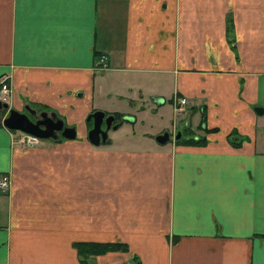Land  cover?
Returning <instances> with one entry per match:
<instances>
[{"label":"crops","instance_id":"obj_1","mask_svg":"<svg viewBox=\"0 0 264 264\" xmlns=\"http://www.w3.org/2000/svg\"><path fill=\"white\" fill-rule=\"evenodd\" d=\"M0 75L9 106L76 130L19 145L0 124V264H80L76 241L125 244L89 264H264V0H0ZM145 92L185 97L154 119L180 140L87 139L88 112L136 123Z\"/></svg>","mask_w":264,"mask_h":264},{"label":"water","instance_id":"obj_2","mask_svg":"<svg viewBox=\"0 0 264 264\" xmlns=\"http://www.w3.org/2000/svg\"><path fill=\"white\" fill-rule=\"evenodd\" d=\"M160 102V98H154ZM256 113L262 112L260 106H254ZM0 124L8 130H18L38 138L57 139L58 136L70 139L75 137V126L73 124H64L54 110L37 109L25 103L22 109H16L9 106L5 101L0 100ZM91 119V125L86 129L87 139L93 143L103 142L107 136V129L114 127L112 124L114 116L112 114H104L100 109H94L85 116V121ZM103 123V127H101ZM179 131H176L174 138H177ZM168 138L167 131H162L155 135L157 142H164Z\"/></svg>","mask_w":264,"mask_h":264},{"label":"rangeland","instance_id":"obj_3","mask_svg":"<svg viewBox=\"0 0 264 264\" xmlns=\"http://www.w3.org/2000/svg\"><path fill=\"white\" fill-rule=\"evenodd\" d=\"M148 92H145L142 94V100H140L135 106L140 107L143 106L140 113H137L138 121L131 122L126 120H120L121 123L115 127V128H108V138L110 137L112 141H119V142H125L127 139H133L132 145H137L139 148H144L147 146L146 142H150V139H146L145 137H152L154 138L156 134L154 133V127L158 125V121H161L160 124H173V121L175 117L173 116L174 113H172V104L173 101L169 102V100L166 98L161 104L153 103L151 100H149ZM148 105L154 106L153 112L150 111L148 108H146ZM162 111H166V114H162ZM2 114V111H0V115ZM142 119V121L140 120ZM117 119V118H115ZM157 119V120H154ZM171 120V121H170ZM74 125V124H73ZM75 126V125H74ZM88 124L86 125V127ZM166 131L167 128H164ZM182 130L185 128L182 127ZM264 131V126L258 127L256 130L257 137L256 141L257 143L263 147L264 146V139L261 138V132ZM162 132V131H161ZM170 133V131L168 130ZM160 133V132H159ZM130 134H133L135 136H131ZM141 134H144L145 137H143ZM172 134V133H171ZM184 136V133L181 134V137ZM63 139V138H61Z\"/></svg>","mask_w":264,"mask_h":264},{"label":"trees","instance_id":"obj_4","mask_svg":"<svg viewBox=\"0 0 264 264\" xmlns=\"http://www.w3.org/2000/svg\"><path fill=\"white\" fill-rule=\"evenodd\" d=\"M227 30H230L231 28V18L228 17L226 19V27ZM111 114L114 115L116 122L119 124L122 120L121 113L114 111L111 112ZM203 118V114H200ZM117 124V125H118ZM204 130H211V128L206 129L204 127H200ZM182 131V130H181ZM176 140H180V137L177 138ZM182 141H185L190 144H201L203 143L204 137H197V138H188V139H182ZM73 246L76 250V254L78 256L80 264H89L86 260L87 256L91 254H96V253H102L107 250H125L126 246L123 243H118V242H100V241H76L73 242Z\"/></svg>","mask_w":264,"mask_h":264},{"label":"built area","instance_id":"obj_5","mask_svg":"<svg viewBox=\"0 0 264 264\" xmlns=\"http://www.w3.org/2000/svg\"><path fill=\"white\" fill-rule=\"evenodd\" d=\"M99 67L105 68L106 66V57L104 54H99ZM7 76L0 75V99L6 100L7 95L9 93V84L6 80ZM179 102H183V98L179 99ZM15 141L19 143V145H32L38 142V138L28 133L18 132L14 137ZM10 177L7 172H0V191H6L9 187Z\"/></svg>","mask_w":264,"mask_h":264},{"label":"bare ground","instance_id":"obj_6","mask_svg":"<svg viewBox=\"0 0 264 264\" xmlns=\"http://www.w3.org/2000/svg\"><path fill=\"white\" fill-rule=\"evenodd\" d=\"M180 98H183V102L182 103L179 102ZM184 103H185V97L184 96H174L173 97V110L177 112L181 108V106L184 105ZM176 131H179V135L177 137V138H179L181 136V129H178ZM176 131L173 132L172 134L170 132V137H172L173 139H177V138H174V135H175ZM167 133H168V138H169V132L167 131Z\"/></svg>","mask_w":264,"mask_h":264},{"label":"flooded vegetation","instance_id":"obj_7","mask_svg":"<svg viewBox=\"0 0 264 264\" xmlns=\"http://www.w3.org/2000/svg\"><path fill=\"white\" fill-rule=\"evenodd\" d=\"M113 122H114V121H113ZM88 123L91 125V119L88 120ZM90 125H89V126H90ZM102 126H103V123H102Z\"/></svg>","mask_w":264,"mask_h":264}]
</instances>
